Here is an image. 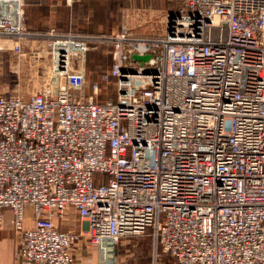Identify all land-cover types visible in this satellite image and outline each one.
Wrapping results in <instances>:
<instances>
[{
  "label": "built area",
  "instance_id": "2783aa9c",
  "mask_svg": "<svg viewBox=\"0 0 264 264\" xmlns=\"http://www.w3.org/2000/svg\"><path fill=\"white\" fill-rule=\"evenodd\" d=\"M25 39L50 41L54 78L0 94V224L9 210L22 264H75L83 232L115 264L147 231L172 264H264V0H182L152 38L35 34L24 0H0V49ZM99 42L115 100L83 93ZM68 210L84 231L58 228Z\"/></svg>",
  "mask_w": 264,
  "mask_h": 264
},
{
  "label": "rangeland",
  "instance_id": "374dc122",
  "mask_svg": "<svg viewBox=\"0 0 264 264\" xmlns=\"http://www.w3.org/2000/svg\"><path fill=\"white\" fill-rule=\"evenodd\" d=\"M181 3L182 0H158V8L145 7L138 10L139 13L136 11L137 14L133 13L128 19H124V23L120 22V25L115 26V30L111 34L118 33L123 26L132 30L131 33L138 37H156L164 30L169 8L178 7ZM166 5L169 8H166ZM3 43H6V46L0 49V94L18 95L27 99L30 95L41 92L43 88L52 85L54 73L52 65H50L51 55L48 54V51L51 52V47H47L50 41L22 40L20 55L11 49L13 46L11 42L3 41ZM111 47L110 42H99L94 49H90L86 53L83 63L85 70L84 96H91L98 102L115 100L117 95L116 80L105 82L101 79L112 64ZM68 213L64 218L66 221L64 219L55 221L58 228L75 232L84 231L83 224L77 215L75 214V217ZM152 242L149 234L122 237L116 246L115 264H172L171 259L161 253L158 247L157 250L154 249ZM78 244H81L82 249L90 254L94 252L96 262L100 264L99 250L87 242L84 232L74 248Z\"/></svg>",
  "mask_w": 264,
  "mask_h": 264
},
{
  "label": "crops",
  "instance_id": "0c3cea01",
  "mask_svg": "<svg viewBox=\"0 0 264 264\" xmlns=\"http://www.w3.org/2000/svg\"><path fill=\"white\" fill-rule=\"evenodd\" d=\"M145 7L158 8V0H24L25 24L28 31L35 34L53 30L56 33L70 31L74 34L109 37L115 26ZM166 8L169 6L166 5ZM174 11L170 7L166 18L174 15ZM126 31L134 35L132 30ZM68 212L75 215L72 210ZM25 223L26 227L32 226L29 215ZM74 255L75 264H97L94 252L90 254L82 249L81 244L74 248ZM0 264H22L19 234L12 227L9 210L2 212L0 224Z\"/></svg>",
  "mask_w": 264,
  "mask_h": 264
},
{
  "label": "water",
  "instance_id": "95a60500",
  "mask_svg": "<svg viewBox=\"0 0 264 264\" xmlns=\"http://www.w3.org/2000/svg\"><path fill=\"white\" fill-rule=\"evenodd\" d=\"M172 18H173V15L168 17L169 24L171 23ZM131 58H132V60L139 61L140 63H143L150 58V55L139 56L137 54H134V55H132Z\"/></svg>",
  "mask_w": 264,
  "mask_h": 264
},
{
  "label": "trees",
  "instance_id": "16d2710c",
  "mask_svg": "<svg viewBox=\"0 0 264 264\" xmlns=\"http://www.w3.org/2000/svg\"><path fill=\"white\" fill-rule=\"evenodd\" d=\"M179 7V6H178ZM178 7H174V14H176L177 13V10H178ZM150 233V231H147V233L146 234H149ZM150 235V234H149ZM151 237V236H150Z\"/></svg>",
  "mask_w": 264,
  "mask_h": 264
}]
</instances>
